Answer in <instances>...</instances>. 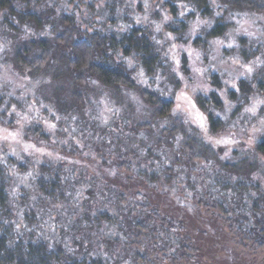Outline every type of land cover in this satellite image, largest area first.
<instances>
[{
	"label": "clouds",
	"instance_id": "1",
	"mask_svg": "<svg viewBox=\"0 0 264 264\" xmlns=\"http://www.w3.org/2000/svg\"><path fill=\"white\" fill-rule=\"evenodd\" d=\"M0 264H264V0H0Z\"/></svg>",
	"mask_w": 264,
	"mask_h": 264
}]
</instances>
